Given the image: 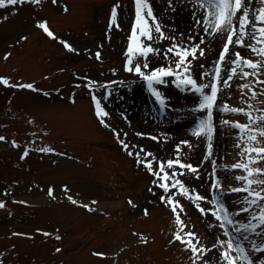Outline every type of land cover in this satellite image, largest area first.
<instances>
[{
    "label": "rangeland",
    "instance_id": "obj_1",
    "mask_svg": "<svg viewBox=\"0 0 264 264\" xmlns=\"http://www.w3.org/2000/svg\"><path fill=\"white\" fill-rule=\"evenodd\" d=\"M146 2L141 12L146 23L141 24H136L135 0L17 5L5 0L0 8V79L8 81L0 83V264H223L217 240L225 236L211 215L216 200L235 222L224 226L227 238L244 248L251 264H264V251L254 250L264 248V226L244 230L258 223L252 217L264 200L249 205L246 201L252 197L247 192L232 191L246 183L236 179L246 173L233 165L248 161L247 135L233 125L251 124L247 114L264 115V56L253 51L264 48V41L257 43V29L264 23L256 22L264 3H245L250 23L244 46L230 45L221 63L228 33L207 38L204 20L215 11L210 3ZM242 14L232 18L234 40L240 35ZM41 23L52 36L38 27ZM157 25L165 38L155 31ZM144 27L151 40L140 35ZM190 40L198 42V51L196 58H187L185 71L176 67L175 49L168 50L174 45L186 49ZM145 45L155 51L141 55ZM235 49L260 67L253 70L236 61L231 53ZM136 65L145 75L160 68L172 75L161 77L163 85L149 83L134 71ZM207 65L206 85L217 84L218 93L224 79L229 85L212 108L211 140L206 129L194 134L208 118L207 109L200 106L211 89L198 82ZM245 73L251 75L245 78ZM182 79L194 80L196 86ZM29 84L31 89L19 87ZM97 102L106 115H97ZM224 105L243 111L225 112ZM253 128H264V121ZM170 160L191 164L197 171L175 164L168 168ZM251 166L264 167V161ZM166 174V180L160 178ZM176 181L189 196H203L205 200L196 203L209 211L202 215L180 194L179 185L168 193L159 186ZM217 181L220 187L214 189ZM252 190L264 195L261 186L253 185ZM168 196L184 211L178 208L174 214L172 205L161 200ZM177 215L183 225L177 224ZM186 232L195 235L192 243L204 252L194 255L175 239L179 233L188 241Z\"/></svg>",
    "mask_w": 264,
    "mask_h": 264
},
{
    "label": "snow or ice",
    "instance_id": "obj_2",
    "mask_svg": "<svg viewBox=\"0 0 264 264\" xmlns=\"http://www.w3.org/2000/svg\"><path fill=\"white\" fill-rule=\"evenodd\" d=\"M25 2H31V3H39L40 0H7L8 5H17L22 4ZM56 0H53V3H55ZM206 2L210 3L211 8L215 9L214 12H209V16L211 19H205L204 23L208 24L213 32L217 33H223L227 32V39L226 42L223 45V49L220 52L219 55V61L222 63L225 58L230 53V45L237 44L240 47H243L244 44L242 43L244 30L247 28V26L250 23L249 20V12L248 9L245 7V0H206ZM262 3H264V0H261ZM136 4V24L146 23L144 21V18L141 15L142 9L147 8V2L146 0H135ZM5 7V0H0V8ZM243 13L240 16V24H239V37L237 39H233L234 36H236V30H234L232 25V18L237 15V13ZM113 18H115V9H113ZM148 17L152 16L151 10L147 13ZM199 22V21H198ZM256 22L257 23H264V8L258 9V15H256ZM136 24L133 26V39H135V28ZM38 27L42 28L49 36H52L53 34L48 30L47 26L43 23L39 24ZM155 31L160 34L161 38H165L163 32H161V29L159 25L156 26ZM259 32V37L257 38V43H260L261 41H264V28L257 29ZM141 36H145L147 39L151 40L152 35L151 32L147 29V27H144L140 31ZM203 43V40L200 41ZM69 51H74L68 44L64 45ZM175 49V55L179 57V61L177 62L176 67L179 69L181 66L184 67V70L187 71V65L186 60L189 56H192L193 58H196V53L198 49L196 47H193L191 49H176L175 45L173 48H170L168 51L173 52ZM155 51L149 46H143L141 49V55H147L150 52ZM253 51H256L259 55L264 56V48L260 49H253ZM200 55H204V52L202 49L199 50ZM236 61H239L246 65L247 67L256 70L258 67H260L258 64L253 63L252 61L244 59L239 53H235ZM7 58V57H5ZM96 58H100V53H96ZM235 62V61H234ZM129 63H131V60H129ZM145 68L148 67L147 64L144 65ZM126 70L132 71L131 68H126ZM134 71L141 75L145 80L149 81V83L155 82L160 83L161 77L163 76H169L172 75L171 70H165L164 68H160L157 70H154L151 72L150 75H145L143 72H141V67L139 65H136L134 68ZM235 74V71L233 70L232 75ZM220 75V69L219 66L217 67L216 72V79H219ZM251 75V73H245V78ZM228 79H231V75L228 77ZM0 83H3L5 85L8 84L7 80L0 79ZM181 83L190 84L193 87L196 86V81L191 79H182ZM261 83H264V81H261ZM224 86L229 87L227 80L224 81ZM19 87L22 88H28L31 89L32 85H19ZM205 87H210L211 94L210 95H204L203 102L201 104L202 109H207L208 111V118L206 121H202L197 131L194 133L195 135L199 136L201 135V131L205 130L208 133V138L211 140V133H212V108L216 102L218 88L217 84L213 83L211 85H206ZM243 87L247 88L248 85H244ZM201 89L197 88V91H200ZM158 95V94H157ZM253 98H255L256 93H252ZM249 107H252L249 105ZM222 111L225 112H242V109H235L230 108L227 105H224L222 108ZM97 115L103 116L106 115L102 110L99 109V103L97 102ZM249 120L251 121V124L249 125H240V124H234L233 127L238 128L242 133H245L247 135L248 140V146L245 147L244 152L248 155V161L247 163H237L233 165L235 169H239L246 173L245 176H237L236 179L238 181L243 180L245 181V185L242 188H233V192H247L249 196L252 197L251 200L246 201L249 205L257 204L258 201L264 200V195L261 194L260 191H253V185L261 186L262 190H264V179H258V177L264 176V167H252L251 165H259L262 161H264V128H253V125L257 123V121H264V115H261L259 117H252L251 114H247ZM103 123V121H101ZM225 124H228V121H224ZM3 137H0V140H2ZM125 148H127V145H124ZM237 147H240L238 144ZM43 151H48V149H44ZM253 153L255 156H253ZM26 155V153H25ZM131 155V153H129ZM177 165L180 168H187L189 171L195 173L197 171L196 168H194L191 164H183L180 163L179 160L177 161H168L167 167L172 168L173 165ZM150 167V165H148ZM163 168V165L161 166ZM172 176L177 175V173L172 172ZM180 175H183V173H180ZM161 179L166 180L167 174L164 177H160ZM179 185V191L180 194L187 197L188 199L192 200L195 204L197 209L200 211V213L206 214L209 210L200 207L199 203H196L198 201L203 202L205 198L200 195L195 196H189L188 190L185 189L184 185L180 181H176L175 184H172L171 187H176ZM160 187L164 188L165 192H169V186L167 184H160ZM214 189H219L220 183L217 181L212 186ZM51 195V191L49 192ZM162 202H165L169 205H172V211L175 214L177 212V209L179 208L180 211H184L183 206L180 205L177 201H175L171 196H168L167 199L165 197H161ZM73 203H76L75 201H72ZM95 203V202H93ZM3 204H0V207H3ZM213 206L216 208V211L211 212V215L220 223V227L223 230V234L225 236L224 240H217V244L221 249H223L220 252V259L223 262V264H251L249 261V257L247 254H245V250L241 245L235 240V239H228L229 233L226 229H224V226L232 225L235 222L231 219V214L228 213L222 204H219L218 200L213 202ZM243 211H248V209H243ZM222 213V214H219ZM147 214V213H145ZM253 220H256L258 223L256 225H245L244 230H252L255 231L256 227L264 226V207H260V212L258 215H254L252 217ZM176 222L178 225H183V221L180 219L179 215L176 216ZM235 231H240L239 228L234 229ZM180 231L183 232V227L180 228ZM186 236L191 237L188 241H185L183 237L177 233L175 235V239L177 241H180L181 243H186L191 251L194 253H201L204 252L205 249L203 248H197L195 244L192 243L193 240L196 239L195 235L192 232H186ZM247 239V237H245ZM199 243V241H196ZM254 250L257 251H264V248H256ZM59 251V249H57ZM94 255H99L94 253Z\"/></svg>",
    "mask_w": 264,
    "mask_h": 264
},
{
    "label": "bare ground",
    "instance_id": "obj_3",
    "mask_svg": "<svg viewBox=\"0 0 264 264\" xmlns=\"http://www.w3.org/2000/svg\"><path fill=\"white\" fill-rule=\"evenodd\" d=\"M251 0H245V3H248V2H250ZM208 3V2H207ZM206 26H207V28H208V31H207V38H213L214 37V35L216 36L217 35V33L216 32H213L212 31V29L210 28V26L208 25V24H205ZM179 41L181 42V43H183V41L181 40V39H179ZM184 44V43H183ZM197 44H198V42H195V41H192V40H190L188 43H187V46H186V49H191V48H193L194 46H197ZM237 48V47H236ZM238 51L235 49V51H233V52H231L232 54H235V53H237ZM210 65V64H209ZM209 65H207V66H205V69L203 70V76H204V78H202V79H200V80H198V82L200 83V87H202V85H203V87H205L206 86V84H207V78H208V73H207V71H208V66ZM224 81H226V79H224ZM224 81L222 82V85H220V91H219V93H218V95H217V99L218 100H220L221 98H223L224 96H225V94H226V87L224 86ZM161 85H163V83L161 82L160 83ZM201 89V88H200ZM196 95V94H195ZM197 95H199V93H197ZM186 134H187V132H186ZM172 184H175L174 182H171V183H169V191H170V189L172 188L173 189V187H171V185ZM215 236L216 238L215 239H217V234H216V232L214 231H212V236Z\"/></svg>",
    "mask_w": 264,
    "mask_h": 264
}]
</instances>
